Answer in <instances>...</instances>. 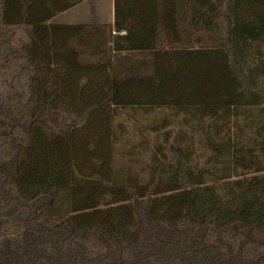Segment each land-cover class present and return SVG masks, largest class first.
I'll return each mask as SVG.
<instances>
[{
	"label": "trees",
	"instance_id": "trees-1",
	"mask_svg": "<svg viewBox=\"0 0 264 264\" xmlns=\"http://www.w3.org/2000/svg\"><path fill=\"white\" fill-rule=\"evenodd\" d=\"M84 1L0 0V263L110 244L131 264L142 208L162 233L203 227L184 259L264 264V0H113L112 25L52 24ZM128 113L167 145L145 179L115 167Z\"/></svg>",
	"mask_w": 264,
	"mask_h": 264
},
{
	"label": "rangeland",
	"instance_id": "rangeland-1",
	"mask_svg": "<svg viewBox=\"0 0 264 264\" xmlns=\"http://www.w3.org/2000/svg\"><path fill=\"white\" fill-rule=\"evenodd\" d=\"M100 1H102L101 16L103 15L104 19H108L111 7L110 2L113 0ZM107 4L109 6H107ZM96 5L97 1L87 2L64 15L58 16L55 22H90L92 21L90 19H94V15L96 14V11H94ZM17 38H24L23 34L18 32ZM152 121L151 116L139 114L133 116L130 113L121 114L117 118L116 125H120L119 131L121 133V138L118 146L120 153L115 156L116 169L129 170L133 175L143 177V179L146 178L147 174L141 173V170L151 162L152 154L156 150V147L161 145L163 149H167V145L164 144L163 133H155L151 130ZM172 136L176 137L177 134H172ZM186 140L189 141L188 137H186ZM172 141L173 140H170L171 143ZM194 153L195 160H198V162L203 165L207 160V152L196 146ZM139 217L144 229L143 233L145 239L142 245L144 249L142 248L134 251L135 257L131 264H238V261H236L237 259L234 257H231L229 260L218 261L212 253H205L204 258H198L197 262L193 261L191 256L184 259L180 257V250L174 248L179 242H183L184 239L189 241V245H193V250H207V247L204 246L201 239L204 234L203 227L196 231H180L168 234L148 226V224L143 221L142 208H140ZM244 234L249 237L252 233H250V231H245ZM100 245H102V243ZM101 248L102 250H96H99L98 253L101 255L98 256V259H91V261L86 259L82 262L84 264H121V251L118 245L103 244ZM91 250L95 251L93 246L85 247L82 249V252ZM189 255H192V253L190 252ZM34 256L32 251H28L21 260L12 261L11 264H34V260H36ZM5 262L6 260H3L0 264H8Z\"/></svg>",
	"mask_w": 264,
	"mask_h": 264
},
{
	"label": "crops",
	"instance_id": "crops-1",
	"mask_svg": "<svg viewBox=\"0 0 264 264\" xmlns=\"http://www.w3.org/2000/svg\"><path fill=\"white\" fill-rule=\"evenodd\" d=\"M93 1H97V5L95 6L96 9L94 8V11H96L95 12L96 14L94 15V19H90L89 18L92 21L85 22V23L84 22H80V23L55 22V19H57L58 16L64 15L65 13L70 12L71 10L77 8L80 5H84L87 2H93ZM110 5H111V7H110V14L108 15V17H109L108 19H104L103 15L101 16L102 1H100V0H86L83 3H80L77 6H75L74 8L70 9L69 11H66V12H64L62 14H59L51 22H52V24H56V25H84V26H92V25H100V24L101 25H112L113 24V1L110 2ZM107 6H109V5L107 4ZM90 12H91V10H90ZM84 18H85V16H84Z\"/></svg>",
	"mask_w": 264,
	"mask_h": 264
}]
</instances>
